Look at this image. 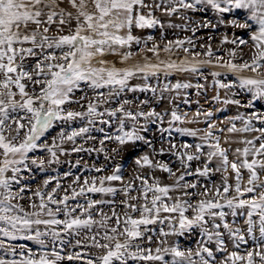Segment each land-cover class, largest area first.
Returning a JSON list of instances; mask_svg holds the SVG:
<instances>
[{"label": "snow or ice", "instance_id": "snow-or-ice-1", "mask_svg": "<svg viewBox=\"0 0 264 264\" xmlns=\"http://www.w3.org/2000/svg\"><path fill=\"white\" fill-rule=\"evenodd\" d=\"M65 261L264 264V0H0V264Z\"/></svg>", "mask_w": 264, "mask_h": 264}, {"label": "rangeland", "instance_id": "rangeland-1", "mask_svg": "<svg viewBox=\"0 0 264 264\" xmlns=\"http://www.w3.org/2000/svg\"><path fill=\"white\" fill-rule=\"evenodd\" d=\"M157 15H159V13H157ZM173 19H174L175 22H177V23L180 22L176 17H173ZM225 31H228V32H229V35H231V31H230V30H226V29H224V28H221V29H219L218 31H215V32H213V31H208V30H201V31H199V32L196 34V36L194 37V39L198 41V45H199V44H205V43H211L212 46H213V48L215 49V48H217V47L220 46V39H221V37H222V33H224ZM154 34H155L157 37H159V32H155ZM166 35H167V39H175V38H183V37H185V36H191L192 33H191V32H184V31H181V30H179V29H176V30H171V29H170V30H168V32H167ZM209 35L214 36L215 39H213L212 41H208V40H207V37H208ZM224 47H225V48H228V47H231V45H225ZM197 50H199V47H197ZM174 51H175V50H174ZM219 54L223 55L224 53L221 52V53H219ZM148 55L151 56L150 53H149ZM160 56H161V59H167V58H168V54L163 53V52H161ZM171 58H172V59H177V60H178V59L183 58V54H180V56L173 55ZM110 59H111V58H110ZM185 75H187V74H185ZM178 78H182V77L178 75V76H176V77H172L171 79H173V82H175V79H178ZM187 78L190 79L191 82H192L193 84H196V83L198 82L197 79L194 78V77H190V76H188ZM134 82H135V81H134ZM199 82L203 83V81H199ZM208 84H209V86H208V90H207V92L201 94L199 97L197 96V92H196V89H195V88H192V89L187 90L188 98L191 100V104H190V105H186V104H184L183 101H182V99H178V100H176L175 103H176L177 105H179L180 110H181L182 112H185V111H186V112H189V114H191V113H193V112L196 110V108L199 107L200 105H203L205 109H207V108H214V107H218V106H220V105H214V104H212V103H210V102H207V101H210L211 96L214 95V91H213V89H212V87H211V81H210V80H209ZM129 98H131V94H129ZM140 98L143 99V98H145V97H144V95H141ZM197 99H199V101H200V105H197V104L195 103V101H196ZM166 107H171V105L168 104V101H167V100H165V101L160 105V107H159L157 110L159 111V110H161L162 108H166ZM235 111H236V109H235L234 106H232V107H226V108H225V111H224L223 113H217L216 115H217V118H218V119H222V118H224L225 116H229V115H233V114H235ZM241 111H243V109H241ZM164 126H167V124L165 123ZM183 126H185V127H192V128H196V127H201V128H202V127H204L205 125H204V124H185V125H183ZM156 127H157V126H153V132H155ZM150 135H151V133H150ZM174 135L176 136V140H175L176 143H181V142H183L184 140H187L188 142H193V139H194V138H191V137H179L178 134H174ZM86 146H91V145H86ZM97 146H98V145H97ZM157 146H159V144H158ZM165 146H166V145H165ZM66 147H67V146H66ZM81 156H83V159H84L85 161H87L88 163H92V162H94V161H98V162H100V163H103V156H102V154H101V155H97V154H95V153L92 154V157H91V158H89V156H88L87 154H83V153H82V154H80V155L72 154V155L69 156V157H63V156H62L61 159H62V160H64V159H69V160L75 162V160L80 159ZM158 158H159V159H162V160H169V159L174 160V159H175L174 157H170V156H167V155L162 156V157H158ZM57 167H58V171L60 172L61 175L63 174L64 171L68 170V165H66V164H65V165H61V166H57ZM132 167H133L132 160H131V159L127 160V161H126V164H125V171H126V173L130 174L131 171H132ZM157 175L160 176L162 180H165V179H166V174L157 173ZM42 179H43V177L38 176L37 179H36V182L32 185V187L35 188L36 185L39 184V183L41 182ZM213 179H214L216 182H219V175L217 174L216 176H214ZM67 251H72V249L69 248ZM63 264H75V262H68V261H65V262H63Z\"/></svg>", "mask_w": 264, "mask_h": 264}]
</instances>
